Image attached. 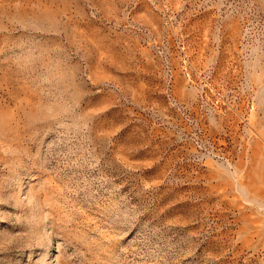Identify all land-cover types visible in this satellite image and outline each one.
Wrapping results in <instances>:
<instances>
[{"label":"rangeland","instance_id":"374dc122","mask_svg":"<svg viewBox=\"0 0 264 264\" xmlns=\"http://www.w3.org/2000/svg\"><path fill=\"white\" fill-rule=\"evenodd\" d=\"M0 264H264V0H0Z\"/></svg>","mask_w":264,"mask_h":264}]
</instances>
